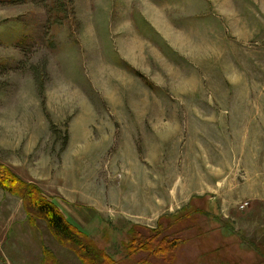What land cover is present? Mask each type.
<instances>
[{
    "label": "rangeland",
    "instance_id": "1",
    "mask_svg": "<svg viewBox=\"0 0 264 264\" xmlns=\"http://www.w3.org/2000/svg\"><path fill=\"white\" fill-rule=\"evenodd\" d=\"M0 165L118 262L264 264V0L0 1ZM31 221L0 188V264H79Z\"/></svg>",
    "mask_w": 264,
    "mask_h": 264
},
{
    "label": "trees",
    "instance_id": "2",
    "mask_svg": "<svg viewBox=\"0 0 264 264\" xmlns=\"http://www.w3.org/2000/svg\"><path fill=\"white\" fill-rule=\"evenodd\" d=\"M62 1L52 0L55 5ZM17 2H23V0H17ZM0 188L21 198L30 223H33L31 220H43L54 239L70 250L79 264H127L125 261H116L112 255L99 248L88 235L64 218L60 209L50 198L46 197L35 186L21 181L13 172L2 165H0ZM190 215L184 213L178 216L176 221L180 219L186 222ZM170 228L172 226L168 225L167 229ZM164 233L165 231L159 230L158 227L136 234L131 232V239L125 248L127 255L131 258V256L144 253L153 259L171 264L181 239ZM42 253V264H63L48 249L44 248Z\"/></svg>",
    "mask_w": 264,
    "mask_h": 264
},
{
    "label": "built area",
    "instance_id": "3",
    "mask_svg": "<svg viewBox=\"0 0 264 264\" xmlns=\"http://www.w3.org/2000/svg\"><path fill=\"white\" fill-rule=\"evenodd\" d=\"M246 206V204H243V205H241V208H244Z\"/></svg>",
    "mask_w": 264,
    "mask_h": 264
}]
</instances>
